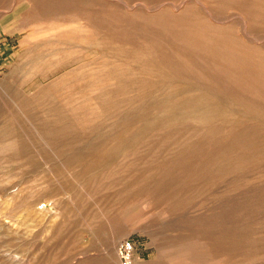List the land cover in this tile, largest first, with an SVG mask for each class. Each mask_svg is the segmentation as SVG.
<instances>
[{"label":"rangeland","instance_id":"rangeland-1","mask_svg":"<svg viewBox=\"0 0 264 264\" xmlns=\"http://www.w3.org/2000/svg\"><path fill=\"white\" fill-rule=\"evenodd\" d=\"M127 240L264 264V0H0V264Z\"/></svg>","mask_w":264,"mask_h":264},{"label":"built area","instance_id":"built-area-1","mask_svg":"<svg viewBox=\"0 0 264 264\" xmlns=\"http://www.w3.org/2000/svg\"><path fill=\"white\" fill-rule=\"evenodd\" d=\"M133 251L134 244L130 240L124 241L120 244L119 255L123 264H130Z\"/></svg>","mask_w":264,"mask_h":264},{"label":"bare ground","instance_id":"bare-ground-1","mask_svg":"<svg viewBox=\"0 0 264 264\" xmlns=\"http://www.w3.org/2000/svg\"><path fill=\"white\" fill-rule=\"evenodd\" d=\"M79 30V29H78ZM88 30V29H87ZM80 32V31H79ZM70 32H68V34H69ZM77 34V33H76ZM87 35V34H86Z\"/></svg>","mask_w":264,"mask_h":264}]
</instances>
